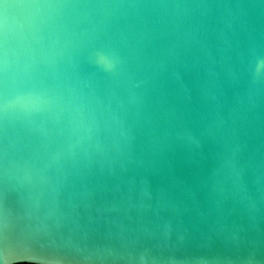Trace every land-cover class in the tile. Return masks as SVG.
<instances>
[{
    "label": "water",
    "instance_id": "obj_1",
    "mask_svg": "<svg viewBox=\"0 0 264 264\" xmlns=\"http://www.w3.org/2000/svg\"><path fill=\"white\" fill-rule=\"evenodd\" d=\"M261 61L264 0H0V264H264Z\"/></svg>",
    "mask_w": 264,
    "mask_h": 264
},
{
    "label": "clouds",
    "instance_id": "obj_2",
    "mask_svg": "<svg viewBox=\"0 0 264 264\" xmlns=\"http://www.w3.org/2000/svg\"><path fill=\"white\" fill-rule=\"evenodd\" d=\"M96 62L106 69H111L114 67V61L112 58L106 53H98L96 56ZM262 66H264V61L260 62Z\"/></svg>",
    "mask_w": 264,
    "mask_h": 264
}]
</instances>
